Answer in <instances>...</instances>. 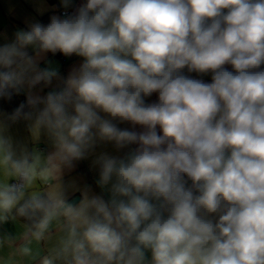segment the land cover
I'll use <instances>...</instances> for the list:
<instances>
[{
    "label": "clouds",
    "instance_id": "9594fccd",
    "mask_svg": "<svg viewBox=\"0 0 264 264\" xmlns=\"http://www.w3.org/2000/svg\"><path fill=\"white\" fill-rule=\"evenodd\" d=\"M4 39L0 100H26L0 111V227L26 223L3 264H264V0H84ZM48 53L83 62L64 77ZM89 157L107 199L64 180Z\"/></svg>",
    "mask_w": 264,
    "mask_h": 264
},
{
    "label": "crops",
    "instance_id": "0c3cea01",
    "mask_svg": "<svg viewBox=\"0 0 264 264\" xmlns=\"http://www.w3.org/2000/svg\"><path fill=\"white\" fill-rule=\"evenodd\" d=\"M84 0H73V5L78 3H83ZM63 8L61 6V0H0V44L6 42L4 37L10 41L13 38L15 31L19 29H26L28 23L34 21H40L44 24H47L50 21V16L53 14L60 15L59 9ZM43 10V14L40 11ZM83 62L82 57H77L75 55L71 57H65L61 53L55 55L48 53L47 59L41 63V67L51 66L58 70L60 74L64 77H67L69 72L73 68H77ZM229 65H226L227 67ZM185 75L191 76L195 79H202L206 83H211V73L207 75H200L198 73L192 72L189 73L187 69L183 70ZM55 83V82H54ZM49 89H45L47 92ZM25 96V95H24ZM26 99V96H25ZM158 101V94L153 93L150 97L145 98V103L150 104ZM5 111V110H1ZM101 115H106L101 113ZM116 122V121H114ZM118 127L129 130H135L137 132L143 131V128L140 125H136L135 128L131 125L130 122L119 123L117 122ZM10 134L15 140L28 143L31 150L38 152L42 158V164L47 153L51 152L49 142L44 137L34 138L31 132L27 129L25 122H20L16 125H13L10 129ZM136 145L130 146V148H135ZM123 149L119 152L115 150L111 143L100 144L96 148V153L106 151L112 155L123 156L129 150ZM94 157H89L88 159L76 162V167L72 171H65L64 180L66 182L75 181L81 187L84 185L91 186L92 190L96 194L104 195L107 199V193H102L101 189L96 185L95 181L98 178V170L92 168L91 160ZM6 179L4 175V169L0 167V180ZM11 182V181H10ZM48 187V183L44 181L42 177H37L33 182L32 186L29 188V191H45ZM74 196H78L80 199V193L76 192ZM73 196V197H74ZM77 200V201H78ZM25 222L21 218H17L14 222H9L8 224L0 227V233L7 232L13 235H19L24 231ZM52 241H49L45 244H36L33 243L34 251L44 254L47 251V248L51 246ZM7 249L0 251V257H7ZM150 258V253L147 254ZM17 259H19L17 257ZM0 264H3L0 261Z\"/></svg>",
    "mask_w": 264,
    "mask_h": 264
},
{
    "label": "trees",
    "instance_id": "16d2710c",
    "mask_svg": "<svg viewBox=\"0 0 264 264\" xmlns=\"http://www.w3.org/2000/svg\"><path fill=\"white\" fill-rule=\"evenodd\" d=\"M226 68H228L229 70L231 69V66H227ZM25 96L23 94L15 96L13 98V101L11 103H8L7 101L4 100H0V111L1 110H5V111H11L12 109H14L16 106L19 105L20 102L25 101ZM22 219V218H21ZM23 220V219H22ZM24 221V220H23ZM25 222V221H24ZM26 223V222H25Z\"/></svg>",
    "mask_w": 264,
    "mask_h": 264
},
{
    "label": "built area",
    "instance_id": "2783aa9c",
    "mask_svg": "<svg viewBox=\"0 0 264 264\" xmlns=\"http://www.w3.org/2000/svg\"><path fill=\"white\" fill-rule=\"evenodd\" d=\"M75 6H78V3L74 4L72 8H69L67 10H65L64 8H60L59 9V14L62 15L65 11H68L69 13L74 11ZM187 179V177H185ZM11 183H15V181H11ZM191 181H188V185L190 186Z\"/></svg>",
    "mask_w": 264,
    "mask_h": 264
},
{
    "label": "water",
    "instance_id": "95a60500",
    "mask_svg": "<svg viewBox=\"0 0 264 264\" xmlns=\"http://www.w3.org/2000/svg\"><path fill=\"white\" fill-rule=\"evenodd\" d=\"M78 198H79L78 196H74V197H73V199H75V200H78Z\"/></svg>",
    "mask_w": 264,
    "mask_h": 264
}]
</instances>
